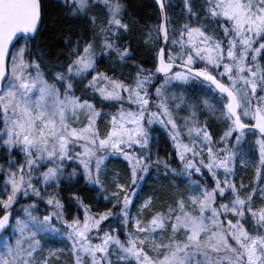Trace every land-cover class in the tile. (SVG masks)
I'll return each instance as SVG.
<instances>
[{"label":"snow or ice","instance_id":"1","mask_svg":"<svg viewBox=\"0 0 264 264\" xmlns=\"http://www.w3.org/2000/svg\"><path fill=\"white\" fill-rule=\"evenodd\" d=\"M157 2L163 17L157 36L162 34L165 42L171 39L173 46H179L175 52L167 43L157 49L155 72L164 74V79L155 88L159 110L151 107L149 85L156 78L152 69L140 66L133 83L94 71L88 79V86L106 100L120 105L112 112L109 127L101 135L97 117L102 110L96 108L91 99H81L73 94L74 78H85L88 70L96 67L93 41L85 42L81 50L80 37L73 44L71 37L66 36L69 45L67 57L53 64L50 53L31 49L42 19L41 0H0V144L9 149L5 180L6 187L11 185L7 198L0 197V204L5 209L0 215V229L7 231L6 226L13 227L8 235L0 234V264H49L53 255L59 258L55 250H50L39 260L36 255L42 247L41 241L35 239L38 233L49 229L58 231L57 226L50 222L51 212L40 220L31 211L35 204L33 201V205L24 206L25 216H17L13 224L8 209L21 189L25 190V195L30 190L40 196V189L32 182L34 176L42 177L41 182L47 184L61 175L63 158L68 156L71 144H79L83 148L76 158L84 167L85 178L94 180L101 188L104 187L100 178L101 162L109 151L118 152L128 160L133 183L143 179V173L153 163L151 153L141 155L131 149L140 145L143 151L150 143L145 118L148 124L159 118L162 123L171 125L170 134L175 142L176 155L184 165L179 171L187 172L191 177L193 169L202 173L206 167L215 179V185L209 188L206 183L201 185L199 181H190L191 190L187 196H176L166 209L163 206L159 210L154 209L146 221L133 217L138 231L128 232L127 241L113 235L111 230H105L102 239L94 242V233L90 230L97 229L98 234L100 221L112 213L106 210L96 218L89 215L88 206L84 205L82 222L75 218L64 221L69 228L66 235L72 244L75 264H114L112 254L117 257L115 264H122L128 257H133L136 264H264V202L252 206L257 189L254 187L246 196H241L235 183L231 184L234 198L225 200V188L229 181L226 178L222 187L215 170L224 168L227 177L234 156L227 147V138L234 129L237 141L248 128L258 130L260 160L264 164V66L258 60V54H264V0H205L202 7L208 23L203 20L200 23L186 21L178 29H173L171 36L164 0ZM184 3L189 15L198 17L191 0H184ZM64 6L71 14L93 25L97 23L93 10L106 8L107 23L101 20L99 29L105 33L101 41L102 51L115 48L121 58L130 54L128 46L117 44L119 30L129 27L121 12L124 7L121 0H64ZM197 62H202L204 66L196 67ZM178 63L179 70L171 71ZM53 67L60 70L50 72ZM216 72L219 78L214 74ZM225 75L228 83L224 82ZM192 77H203L215 86L214 93L218 90L219 99L212 107L223 101L220 115L229 121V126L219 138L225 144L223 155L218 156L219 150L214 152L212 147H208L207 164L202 157L199 163L195 159L199 155L196 141L189 147L180 140L179 125L163 95L170 81H188ZM125 100L135 107L126 106ZM203 102L209 104L207 98ZM81 112L86 117V123L80 117ZM245 118H251L254 123L246 124ZM188 120L189 117H185V123ZM186 130L190 137L193 132H202L204 140L211 145V135L204 126L193 124ZM200 143L202 148L203 142ZM15 147L24 156L19 163L11 155ZM97 147L105 154L97 155ZM126 148L129 150L125 151ZM189 152L193 159H188ZM93 156L95 173L91 163ZM156 160L164 164L167 173L171 167L168 161L159 156ZM43 163H47L48 167L40 172ZM14 164L15 167L12 166ZM171 171L178 170L172 168ZM72 175H75V170ZM116 189L112 196H119V190L126 189L123 201L115 203L120 205L125 223H128L126 209L133 200L128 192L135 193L136 189L119 182ZM217 191L221 194L219 197ZM259 191L264 196V185ZM47 199L49 204L53 203L52 196ZM217 199L222 202L217 204ZM151 200L152 197L148 196L140 207L143 209L150 205ZM55 203L60 206L61 202L56 199ZM57 218H61L59 214ZM12 236L14 240L10 239ZM149 240L153 243L148 244ZM113 243L119 250L109 247Z\"/></svg>","mask_w":264,"mask_h":264},{"label":"trees","instance_id":"2","mask_svg":"<svg viewBox=\"0 0 264 264\" xmlns=\"http://www.w3.org/2000/svg\"><path fill=\"white\" fill-rule=\"evenodd\" d=\"M124 7L121 9L124 21L129 25L127 30H119L118 46H128L130 48V54L121 58L115 48L105 52L101 49V41L105 36V33L101 32L100 21L103 20L107 23L106 8L93 10V13L97 16V23L93 25L90 22H85L79 19L77 16L71 14L70 10L64 6V0H41L42 4V19L39 27V33L32 41L31 49L34 52L43 51L50 53L51 63L56 64L63 61L67 57L69 45L66 36H70L72 43L75 44L77 37H80V44L91 40L94 43V52L96 53L95 64L96 68L100 72L107 73L110 77L120 79L126 83H133L135 75L143 66L144 69H152L155 72L156 68V55L157 49L160 46L161 38L157 36L158 26L160 24V12L153 0H121ZM166 5L165 12L167 14L168 29L171 36L173 29H178L179 26L186 21L192 23H200L201 20L205 24L208 20L204 17L203 4L205 0H191L193 10L198 13L197 16H190L187 8L185 7L184 0H164ZM150 38L146 39V37ZM177 33V39H178ZM112 39H116L115 36ZM168 47H172L171 39L168 40ZM174 49V48H173ZM178 50V49H177ZM58 54H63L59 55ZM167 55V50L165 51ZM46 60L49 57H45ZM251 62V58H247ZM258 60L262 66H264V54H258ZM196 67H203L202 62H197ZM215 67V66H213ZM222 68V65L220 66ZM60 70L57 67L50 69V72ZM179 69H174L177 71ZM91 70L86 74V77L82 79L81 85L74 88L73 94L80 92L81 99H91L96 108L101 109V113L97 118L98 128L101 129V124L105 120V116L111 115L115 111L113 100H106L100 98L99 93L95 92L88 86ZM219 78V73H214ZM156 78L150 83L149 88L154 91V88L161 81V74L155 72ZM196 78V77H195ZM198 79V78H196ZM224 82L228 83V78L224 76ZM199 80V79H198ZM202 84L207 85L214 92V88L199 80ZM195 94L199 87L197 84L191 85ZM187 90V85L184 87ZM216 96L219 94L215 91ZM192 96V95H191ZM125 105L135 107L128 101H124ZM201 113L196 115V123L199 126H204L211 135L212 143L209 145L213 148L214 152L219 150L218 156L223 155L225 145L220 141V137L224 134L228 124L222 125L219 128L220 134L217 135V124L213 118L197 119ZM246 122L250 123L252 120L245 118ZM149 135V145L141 151L137 145L131 150L140 152L143 155L145 152L151 153L150 159L152 165L147 172H144L143 179L140 182L138 191L135 194V200L141 201L146 196H151L152 200L150 205L145 207V217L151 216L153 210H159L161 206L165 209L168 203L174 201V198L178 195H185V188L187 180L199 181L201 184H205L204 179H200L196 176L195 170H192V175L189 177L187 172H181L180 169L184 168L181 161H178L179 156L176 155V149L173 139L170 138L167 126L165 123H159L154 120L151 124L147 125ZM220 135V136H219ZM218 136V137H217ZM258 133L252 129L243 131L241 139L237 141L236 131L233 130V134L228 139L227 147L234 153L231 174L233 182L237 186V190L241 196H246L255 187L257 189L254 196L261 198L259 188L264 184V164L259 160V151L256 147ZM250 138L247 143L245 140ZM154 142H157V147H154ZM224 146L221 147V146ZM135 148V149H134ZM0 167L6 165V158L4 153L0 152ZM157 156L162 160L166 159L170 164V168L165 173V166L163 163H157ZM72 157V156H69ZM204 159V157H203ZM197 161V160H196ZM241 161H244L241 163ZM92 168L95 166V157L91 158ZM199 163V161H197ZM176 168L178 171L172 172L171 169ZM261 169L260 172L257 170ZM75 170V175H72ZM82 167L77 163L73 157L64 163L62 169V178L58 187H56V198L60 200V208L64 215L65 220L71 221L74 218L82 219L85 212L84 205L88 206V213L90 216L99 218V214L106 210H111V215H106L103 220L100 221L99 233L97 229L91 230L94 235L93 240L102 239V234L105 230H111L113 235L119 236L122 241H125V229L121 221L122 214L120 211V205L115 201H122V197L126 189L119 190V196H112L113 192H116V183H124L130 188L131 185V169L128 160L122 155H108L104 162L103 168L100 169L101 182L104 187L96 184L95 181H89L85 178V173L82 171ZM203 173L209 174L206 167L203 168ZM199 178V179H198ZM208 185V184H207ZM243 185V187H241ZM130 192V191H129ZM75 194V195H74ZM228 193H226L227 195ZM219 197L218 192L216 193ZM79 197V199H77ZM225 198V195H224ZM82 202V203H81ZM219 204V199L216 200ZM4 207L0 204V215L4 211ZM12 210V209H11ZM39 217L43 219L45 213H38ZM251 221V216L249 215ZM54 219L51 218V224H55L59 231L60 237L66 236V225L63 223H54ZM6 233H9V228ZM5 233V234H6ZM71 251H66L65 254L53 255L49 260V264H73L71 258ZM114 264L116 260H113ZM106 264V262H105ZM122 264H136L133 257H128Z\"/></svg>","mask_w":264,"mask_h":264},{"label":"rangeland","instance_id":"3","mask_svg":"<svg viewBox=\"0 0 264 264\" xmlns=\"http://www.w3.org/2000/svg\"><path fill=\"white\" fill-rule=\"evenodd\" d=\"M94 10H97V8ZM171 46H173V45H171ZM80 48H81V50L83 49L82 43L80 44ZM173 48H172V50L175 52V51H177L179 46L178 45L173 46ZM10 60H11V56L9 55V61ZM89 70H91L90 79H91V76H92L94 71H99L98 68H96V67H95V69H89ZM33 71H34V69H33ZM226 77H227V75H226ZM82 79H83L82 77H75L74 78V81H73L74 82V88L79 87L81 85ZM163 79H164V75L161 76V80H163ZM87 82L88 81H85V83H87ZM101 83H103V81H101ZM158 84H159V82H158ZM192 84H197L199 87L198 91L196 90L195 94H192V92H194V90L191 87ZM185 85H187L188 92L185 91V89H184ZM155 88H154V91H152L151 88H149L150 93H151V97H150L151 107L153 109L159 110L157 107V104H156L157 97L155 94ZM75 95L80 97V92H76ZM125 95H127V94L125 93ZM163 95L166 97V103L168 105L169 111L172 113V117L176 120L177 124L179 125L180 140L182 142L188 144L189 147H192L193 141H196L195 147H196V150L199 153V155H197L195 157V159L197 161H200L201 157L202 158L204 157V162H205V164H207V162H208V151H207V149H208V147H210L208 141L204 140L202 132L200 134L193 132L191 134V137H190L189 133L186 129L192 127L193 124L196 127L201 126V124L198 126L196 121H195L197 113H201L202 115H199L197 117V119L202 120V118L206 119L207 117L215 119L216 124H217V135L220 134L219 128L223 127L222 125L226 126L228 124V121L225 120L220 115L221 108L223 105V101H219V105L217 107L213 108L212 105L217 104L219 96H216V94L212 91V89H210L207 85L202 84L195 77H192L188 81H178V80L170 81L169 84L163 90ZM99 97L103 98V97H101L100 93H99ZM204 98H207L209 100L208 105L204 104V102H203ZM113 106H114L115 110L120 107L119 103H116V102ZM126 106H128V105H126ZM128 107H131V106H128ZM80 117L83 120V122H85V123L87 122L86 117H85L83 112L80 113ZM110 117H111L110 114L105 116V120H104L103 124H101V129L98 128V122H97V128H98L101 135H104L107 127H109ZM185 117H189V120L187 123H185ZM72 119L74 121V118H72ZM164 119L167 120V117H164ZM247 119H251V118H247ZM154 120L161 123L159 118L154 119ZM144 123H145V127L147 128L148 123H147L146 118H145ZM0 126H2V122H0ZM166 126H167V130H168L170 138L173 139L171 134H170L171 125L168 124ZM148 135H150L149 132H148ZM249 140H250V138L248 137L245 141L248 143ZM172 142H174V140H172ZM200 142H203L202 148H201ZM157 144H158L157 142H154L153 145L155 148L157 147ZM97 145H98V142H97ZM174 145H175V142H174ZM137 146L139 148H141L140 145H137ZM145 147H147V146H145ZM221 147L224 148L223 145ZM256 147L258 148V151H259L258 142L256 144ZM175 149H176V146H175ZM128 150L129 149H127V148L125 149V151H128ZM0 152L4 153V157L7 156V158L5 159L6 165H2L3 167H0V197L7 198L8 191H11V185L7 184V187H6V180H5V173L7 172L8 168H9V149L7 147H5L3 144H0ZM79 152H83V148L79 144H71L69 146L68 156L64 157L63 160L65 163L67 160H69V156H72L74 159H76L77 163H79V165L83 169L82 171L84 172V167L80 163V159L76 158V154ZM104 154L105 153L103 151H101L99 149V147H97V155H104ZM118 154H120V153L115 152V151H109L105 155V158L108 155H118ZM11 155H12V157H14L16 159L17 163H19L21 160L24 159L23 153L20 151V149L18 147H15L12 150ZM187 156H188V159H193V155L191 152H189L187 154ZM0 158H1V156H0ZM104 160L101 162V168L100 169L103 168ZM258 160L261 162L260 152H259ZM178 161H180V158L178 159ZM232 161H233V158L231 160V167L228 170L227 177L225 175V169L224 168H216L215 169L217 174H218V177L221 181L222 187H224L223 181L226 178L229 181V185L225 188V193H224V195H225L224 199L229 200V201L234 198V194L232 193V189H231V184L234 183L233 178H232V174H231ZM12 166L15 167L16 165L14 164ZM47 167H48V164L43 163V167L40 168L39 171L43 172V170ZM92 170H93V173L96 172L95 166H94V168H92ZM101 173L102 172L100 171V176H101ZM143 176H144V173H143ZM196 176H198L200 179H204L203 181H205V183L208 184L209 188L214 187L215 179L213 178V176L210 172H209V174H205L203 172L202 173H196ZM62 177L63 176H62V172H61V175L57 179L50 180L47 184H45V183L41 182L42 177L34 176L32 182L35 185H37V187L40 189L41 194H40V196H37L34 192L29 190L27 195H25V190L21 189L17 198L12 202V204L9 206V209H8L12 213V217H11L12 223L13 224L15 223L17 216H21V217L25 216V211H24L25 205H33V201H35V204L31 208L33 215H36L39 217L38 213L44 212L45 215H47L49 212H51L52 215H51L50 219L53 218L54 223H57V224L63 223L64 225H66L67 229L65 230V232H68L69 228H68L67 224H65V222H64L66 218H64V215L61 211L60 206H57L55 203V200L57 199L56 198L57 196L55 195L56 194V187H58ZM141 180L142 179H139L137 183H133L131 181V183H132L131 186L133 188H135L136 191H135V193H133L131 191L128 192V194L133 197V200L128 204L127 209H126L129 213L128 223H125L124 214L121 212V214H122L121 221L123 223V227L125 229V235H126L125 241H127V239H128V236H127L128 232H137L138 231V229L135 227V221L132 219L133 217L135 219H139L142 221H146L150 218V217H148V218L145 217V207L146 206L143 209L140 207L143 204L144 200L148 196L142 198L140 202L138 200H135V197H136L135 194L139 189ZM89 181H93V180H89ZM187 181L188 182L186 183V188H185L186 196L188 195V193L191 190L190 189V181H193V180H187ZM201 185H203V184H201ZM217 192H218V195L220 196L221 194L219 193V191H217ZM226 193H228V194L226 195ZM49 196L53 197V203H51V204L48 203L47 197H49ZM259 196H261V194ZM123 199H124V195L122 197V201H123ZM219 202L221 203L222 201L219 199ZM261 202H264V196H261V198L254 196L253 200H252V206H254V207L258 206ZM3 207H4V205H3ZM58 214L61 217L59 219L57 218ZM84 216H85V212L83 213V217L80 220L81 222L83 221ZM75 219H77V218H75ZM40 220H43V219L40 218ZM91 230H93V229H91ZM12 231H13V227L11 225H9V233H11ZM5 233H4V235L9 234V233L5 234ZM10 239L14 240L15 237L12 236V237H10ZM35 239H39L41 241V244H42V247L37 251V254H36L37 260H39L40 257L48 254L50 250H55L57 254H65V252L69 250V251H71L70 253H71V258L73 259V264H75L74 254L72 252V244H71V241L68 240L67 235L60 237L59 231H53L52 229H49L47 232L38 233V235L35 237ZM92 240H93V238H92ZM93 241L96 242V240H93ZM147 243L151 244V243H153V241L149 240ZM109 247L110 248L115 247L117 250H119L118 246L115 245L114 243L112 245H110ZM111 258H112V260H117V257L115 256V254H112ZM106 264H107V262H106Z\"/></svg>","mask_w":264,"mask_h":264},{"label":"water","instance_id":"4","mask_svg":"<svg viewBox=\"0 0 264 264\" xmlns=\"http://www.w3.org/2000/svg\"><path fill=\"white\" fill-rule=\"evenodd\" d=\"M154 2H155V4L157 5V7H158V9H159V12H160V22H161V20L163 19V17H162V15H161V9H160V5H159V3L157 2V0H153ZM165 11V10H164ZM166 13V12H165ZM40 24H41V21H40ZM160 38H161V43H160V46L161 45H164L165 43H168V41L167 42H165L164 41V39H163V36H162V34L160 35ZM159 46V47H160ZM8 59H9V56H8ZM156 62H157V55H156ZM173 69H179V63L176 65V66H174L173 67ZM173 69H171V71L173 70ZM160 74H162V75H164L163 73H160ZM199 79H201V80H203L204 82H206L205 81V78H203V77H200ZM206 83H208V84H210L213 88L215 87L214 85H212L211 84V82H206ZM216 92H218V90H216ZM219 93V92H218ZM226 95V94H225ZM246 123V122H245ZM252 123H254V121L252 120ZM252 123H246V124H252ZM252 129V128H251ZM235 130V129H234ZM236 131V130H235ZM257 132H258V130H256ZM3 214V213H2ZM12 217V213L10 212V218ZM6 228L8 229L9 228V225L8 226H6ZM6 231L4 230V229H0V234H3V233H5Z\"/></svg>","mask_w":264,"mask_h":264}]
</instances>
